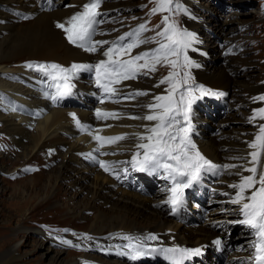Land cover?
Returning a JSON list of instances; mask_svg holds the SVG:
<instances>
[{"label":"bare ground","instance_id":"obj_1","mask_svg":"<svg viewBox=\"0 0 264 264\" xmlns=\"http://www.w3.org/2000/svg\"><path fill=\"white\" fill-rule=\"evenodd\" d=\"M80 1L82 0H70V2L63 7L65 4L64 1L57 0L55 6L51 10L46 11L39 6V0H0L1 3L7 4L4 5L3 10L0 9L4 13L0 16V38L2 39V42H0V130H2V134L6 135L3 136L7 141H9L7 137L10 138L11 141L9 145L12 148L17 150L19 147L20 152L22 151V154L19 155L18 158L22 157V159H24L28 157L31 152L37 151L40 147L49 151L51 159H56L57 157L62 158L61 155H65L64 162L61 163L60 167L63 170H52L49 173L47 181L44 183L46 194L42 195L41 190L37 192L35 190L36 184L32 183L33 180L30 179V183H32V194L28 196H21L18 195V193L14 194L11 196V202L17 207H22L21 209L23 210H25V208L28 209L29 206H33L37 200H39L41 204H45L50 201V198L55 196L50 190L57 188L59 191H63V193L65 190V195L70 196V200L74 201V207H70L71 212L74 211L72 213L81 215L80 213L82 210H90L94 214V217L91 219L92 224L89 228L90 230L83 231L84 233L74 232L67 228L60 230V232L53 236L52 234L43 232L42 236L44 235V240L47 243L41 242L40 244L44 252L38 264H148L145 257L134 262L125 256L118 257L112 253L115 249L110 250L109 248H117L119 243H122L121 241H125L122 239L125 235L144 237L147 234H156L159 236L158 241H145L152 245L162 243L181 245L187 243L188 246H191L192 244L198 245L207 242L219 232V229L214 228L213 223L228 224L230 221L239 218L235 213L223 211V209L229 207L226 202L214 206L208 214L210 221L199 222L197 227L177 222L171 217L166 208L159 203V201L164 198L159 191L157 192V197H159L157 202L152 203L151 200L145 199V194H137L138 192L136 191L121 187L114 179L102 173L94 166L90 168L91 165L86 163L93 159L92 153L95 148L93 134L90 132L84 135H77L76 131L72 128L68 109L80 110L82 116L89 117L90 112L86 110L88 105L87 101H77V104L82 106L80 109H78L79 107H77V105L66 108H54L45 99L43 93L26 86V82L30 81V76L33 75L31 69L26 67V64L30 61L28 59L30 58L33 60H55L67 66L73 62H88L93 59L91 53L70 44L66 39L64 31L56 27V23L58 21L63 23L64 18H59V15L55 12L60 9L65 10L69 8L79 12L82 10V6L86 0H83V4H80ZM185 1L188 3V0ZM195 1H197L198 4L190 5L193 8V12L185 22L183 20V24L190 33L195 35V40L192 43L200 45L199 49L202 51V54H207L206 52L209 53V56L206 58L205 55L203 59L206 65L195 72L196 78L204 83H211L213 85L211 87L215 89L230 90L232 93V80L229 79L225 69H219L220 67L216 68L218 64H216L213 59L215 56H221L220 66L224 67L228 65L229 61H227V59L229 60L231 56L225 55L221 51L214 55L210 54L212 50L207 43V39H212L213 42L215 41L213 49L215 48L216 51H218L221 47H226L232 43L226 42L222 37L223 35L231 34L232 31L226 33L225 28L221 30L219 27L217 29L221 34L214 37L207 28L209 23L204 15L205 12L201 10V2L199 0ZM105 5L106 4H104L103 7ZM195 5L196 7H194ZM11 9L30 13L34 17L31 20L21 22ZM198 11L200 13H198ZM63 15L64 14L61 16ZM35 19L37 20L34 25L23 27L24 29L19 27L21 24H27L28 26L32 24ZM196 19L201 20V22H197ZM51 20H53V23H51ZM52 24L58 30H53ZM16 25H18V28ZM200 25L203 27L204 32L202 33L198 32V27ZM216 25L220 26L221 23L216 22ZM94 57L99 59L104 58L102 53ZM18 58L28 59H22L15 68L10 67L9 69L8 65L10 62L13 63V61ZM202 58L203 55L198 57L197 60L200 61ZM12 66H14V64ZM205 79H207L206 82ZM137 83L138 81H127L126 88L120 91V93H131L141 89L145 91L146 86H138ZM85 86L88 87L87 84ZM85 86L83 85L82 87L85 88ZM257 86L260 90L258 89L256 93L252 94L248 92L249 95H252L251 98L258 97L259 94L264 93V84ZM153 87H155V85H153ZM160 88V86L155 87L154 90L158 91ZM163 92L164 91L161 93ZM161 93H159V95H161ZM244 94L247 96L246 93ZM143 97L144 96H137L135 99H125L122 102L114 104L102 103L98 106L102 111L115 112L120 116L119 119H101L97 123V133L100 136L115 137L127 134L126 139L119 140L115 143L109 144L104 142V148L112 149L116 152L114 156L107 157L108 159L117 160L119 162L130 161V153L137 149L135 145L140 142L134 134L145 132L142 125L152 126L154 123L128 118L129 116H143L148 112L143 105L153 102V97L149 95L142 100ZM229 99L230 109L225 113L226 115H223L224 117L222 116L223 118L220 117L212 122L211 119L206 120L203 117L201 118L203 122H207V124L211 125L212 129L202 130L198 142V149L210 160L224 162L225 164L243 163V161L233 160L231 158L246 156L248 152L252 151L245 142L252 141L254 136L245 135L248 130L242 129V127L232 132L224 129L219 130L214 127L217 121L225 119L232 110V99ZM11 100L13 101L10 102ZM252 100L238 103L237 105V108L247 111L245 115L246 124L248 122L247 116L251 113V108L249 106H254L253 109H255L257 107L259 108V106L264 103ZM21 103L31 108L39 109L41 116H28L18 111L17 109H19ZM234 115V113L229 114L228 119L223 121V123L230 121V118H234ZM257 119L261 120L258 116ZM233 120L235 122H241L236 118ZM248 126L251 127L249 123ZM27 139L29 140L28 145L25 144ZM89 153L91 156L88 155ZM1 158L2 156H0V173H8L9 171H7L8 169L6 168L7 164L5 165L2 163ZM30 160L31 159L22 161V166L16 167L13 174H17L21 170H28V163ZM261 164L264 165V156L261 157ZM236 171H238V169L227 170V174L223 178L226 184L223 186L221 184L218 185L219 187L222 186L221 188H223L225 192L233 193L234 190L229 188L228 185L238 182L239 177L230 174ZM88 172H90L89 175L86 174ZM244 175H248V173H244ZM37 176L34 175V177ZM76 177L80 178L78 179ZM64 184L66 185L64 186ZM71 188H76L73 195L67 193L71 192ZM80 188L82 191H77ZM84 192L87 193V196L83 195ZM114 197H116L115 200ZM27 198L28 201L25 200ZM153 198L154 197H152V199ZM223 198L224 200L226 198L230 199L229 196ZM17 199L18 201H16ZM168 214L171 219L168 217ZM140 217H143V219H140ZM207 223H209L210 227ZM19 231H22L20 233L24 234V232H28V229H26L24 225H20ZM233 232L234 230L232 233ZM102 235H106V237L101 238ZM89 237L91 239H89ZM17 240L19 241L20 238L17 237ZM64 241H71V244H75L79 247V251L81 252L75 255L77 258L71 257L67 258L65 261L62 257V251L65 252L64 249L66 247L60 249L58 252L51 248L52 245L47 247V244L57 243L62 244V246L69 245L64 243ZM240 242L241 240L239 243ZM22 246L25 247V244L21 242L14 246L12 251L1 255L0 264H18L23 260L22 258L28 253L22 252ZM242 248L243 250L241 252H238V248H236L235 252L230 254V258L248 255L250 253L251 248L247 242L243 243ZM51 254L52 256L49 262L43 261L44 257H48ZM99 255L107 257L110 261L105 260ZM161 258H165V256L157 253L150 259L157 260Z\"/></svg>","mask_w":264,"mask_h":264},{"label":"snow or ice","instance_id":"obj_2","mask_svg":"<svg viewBox=\"0 0 264 264\" xmlns=\"http://www.w3.org/2000/svg\"><path fill=\"white\" fill-rule=\"evenodd\" d=\"M102 2L103 0H89L82 6V10L71 16L66 23H56V27L64 31L70 44L89 53H95L99 50L97 45L102 46L109 43L91 39L95 34V26L103 23V20L98 19L103 15L98 11ZM155 2L156 7L151 9L152 14L174 10L186 11L175 0H155ZM162 23L165 27L156 33V36L163 37V40L158 42L159 47L136 56H131V50L145 42L141 41L139 36L141 32L148 30L146 24H140L133 32L126 33L119 37L118 41L112 42L111 46L102 53L106 59H102L96 64L73 63L70 67L65 68L56 63L29 62L26 67L41 72L46 80L53 82L50 87L55 89V94L44 93L53 102L71 94L74 85L70 81L81 71L93 73L96 86L103 89L105 95L111 99L118 94V89L114 85L136 79L139 75L155 72L157 65L163 64L166 67H171L173 71L155 85V87H159L162 84H167L168 87L164 90V94L153 96V102L143 105L148 110L145 115L128 117L129 119L154 122L152 126L142 125L145 129L144 133L134 134L140 141L135 147L142 151H136L130 161L119 163H128L135 170L161 175L163 179L169 181L170 186L166 191L170 195L163 203L170 206V214L173 215L177 213L183 203L185 190L199 184L204 174L219 175L222 174V170L238 169L235 173H230L239 177L238 182L228 185L234 192H225L222 195L230 197L227 203L239 206L240 218L230 221V223L244 226L250 230L253 236L249 242L253 254L249 257L248 264H264V165L261 164V157L264 156V124L259 125L258 133L254 135L252 141L245 142L252 151L248 152L246 156L231 158L243 161V163L218 165L207 159L198 150L192 139L194 129L192 105L198 98L219 97L225 93L206 89L202 85L190 86L189 80L192 79L190 73L184 71L181 76V73L176 71L178 67L187 69L198 66L187 55V50L195 40V35L187 30H180L173 23H169L168 15L163 17ZM132 36L137 39L130 43H120L126 37ZM125 56L129 58L123 59ZM141 61L143 63H140ZM196 92L199 93V97L195 95ZM147 95L149 93L146 91L136 90L122 98L135 99L137 96ZM252 99L264 102V94ZM104 102V99L100 100V103ZM69 115L79 124L75 113ZM96 115L105 120L120 118L118 113L102 111L99 108L96 109ZM257 116L264 120V107L254 109V115L249 117V120H254ZM94 138L101 141V147H103L104 142L115 143L126 139L127 134L115 137H102L97 134ZM88 155L91 156L90 153ZM98 163L105 172L110 171L105 161L101 160ZM123 171L127 172V169H123ZM244 173H248V175H244ZM89 239L91 238L89 237ZM122 239L128 241L123 245L127 251H119L117 255L128 257L134 262L159 253L170 260L172 264H183L186 258L201 253V248L154 247L145 243V241H158L159 236L156 234H147L144 237L125 235ZM64 243L71 245L72 242L64 241ZM214 243L219 245L221 241L217 239Z\"/></svg>","mask_w":264,"mask_h":264},{"label":"rangeland","instance_id":"obj_3","mask_svg":"<svg viewBox=\"0 0 264 264\" xmlns=\"http://www.w3.org/2000/svg\"><path fill=\"white\" fill-rule=\"evenodd\" d=\"M63 1L65 3L63 7H65L66 4L70 2V0ZM199 1L201 2V10L205 12L204 15L209 23L207 28L210 30L214 37L221 34V32L217 29L219 27L221 28V30L225 28L226 33L232 31L231 34L222 36L226 42L232 43L226 47H221L218 51H216L215 48L213 49V47L215 46V41L213 42L212 39H207V43L210 49L213 51H211L210 54L214 55L215 53H220L221 51L223 54L225 53V55L231 56L229 60L227 59V61H229L228 65L224 67L220 66L222 57L215 56L213 59L215 60L216 64H218V66L212 67H220L219 69H225L229 79L232 80L231 87L233 88V92L231 93V91L229 90V98L232 99L233 108L229 112V114L234 113V118L241 122H235L233 120L234 118H230V121L223 123V121L228 119V114L225 119L217 121L214 127L219 130L224 129L229 132L242 127V129L248 130L245 135L254 136L256 132L255 130H253V128H256L257 124H254L253 127L249 122H247L246 124L245 115L247 114V111L241 108H237V105L238 103H244L248 100H252V95H249L248 92H251L252 94L256 93L259 89L257 85L264 84V0ZM104 2V4L106 5L104 7L102 6V8H99V10L104 13V15L102 16L104 18L101 25V30H103L101 39L103 41H109L113 37L123 33L133 26L138 27L140 24H146L148 30L145 31V33L141 36V41L145 42L141 43L140 46H145L150 49H157L159 47L158 42L163 40V37L156 36V33L157 31H161L165 27V25L162 23L163 17L165 15L169 16V23H173L180 30H187L184 27L183 20L185 22V20L190 16L189 6L198 4V2L195 0H188L189 4L185 0H175V2L179 3V5H181V8L186 9V11L174 10L172 12H159L156 14H152L151 9L153 7H156L155 0H105ZM79 3L83 4V0ZM4 5L7 4L0 2V9L3 10ZM194 7H196V5ZM55 13L59 15V18H64L63 23H66L69 18L76 13V10L71 8L65 10L60 9ZM198 13L200 12L198 11ZM2 14L4 13L0 10V16H2ZM62 14L64 15L61 16ZM17 17L21 22L28 21L23 20L22 17ZM36 20L37 19H35L33 23L28 26L27 24H21L19 27H22L21 29H24L23 27L32 26L35 24ZM196 21L201 22V20L199 19H196ZM216 22H220L221 25H216ZM51 23H53V20H51ZM16 26L18 28V25ZM52 28L55 31L58 30L53 24ZM198 28V32H204L201 25ZM105 37H109V39L105 40ZM0 42H2V39L0 40ZM22 59L28 58L15 59L13 63L10 62V66L8 65L9 69L10 67L15 68L18 65V62H20ZM28 60L33 59L30 58ZM141 63H143V61H141ZM13 64L14 66H12ZM171 71H173L171 67H166L163 64L157 65V69L155 72H151L148 75H140L135 81H138V86H146L145 91L153 97L155 95H159V93L167 89L168 85L162 84L160 85V90L155 91V87H153V85H156L163 77L168 76ZM176 71L180 72L181 76L183 75L184 71H188L192 77V79L189 80L190 83L197 80L196 73L191 68L183 69L178 67ZM206 80L207 79H205V82ZM206 83L209 86H213L209 82ZM244 93H246L247 96H245ZM162 94H164V92ZM262 94H259L258 96ZM147 96H144L142 100ZM249 107L253 109L254 106ZM249 115L247 116V120L249 118ZM205 119L207 120L208 118ZM212 121L213 120H211V122ZM248 123L251 125V127L248 126ZM3 135L4 134H2V130H0V156H2L1 162L5 165L7 164L6 168L9 172L0 173V256L12 251L14 249V246L22 242L23 244H25V247L22 246L21 250L22 252H27L28 254L25 255V257L22 258L23 260H21L18 264H38L40 262V257L44 252V249L40 247V244L41 242L47 243L44 240V235L42 236L43 232L52 234L53 236L60 232V230L67 228L74 232L84 233L83 231L90 230L89 228L92 224L91 219L94 217V214L90 210H82V212L80 213L81 215L72 213L74 212H71V208L74 207V201L70 200V196L65 195V190L63 193V191H59V189L57 188H53L50 190L55 196L53 198H50V201L46 202L45 204H41V202L37 200L33 206H29L28 209L25 208V210L21 209L22 207L13 205V203L11 202V196L17 193L21 196H28L29 194L31 195L33 192L31 189L32 183L36 184L35 190L37 192L41 190L42 195L46 194L44 183L47 181L49 173L52 170H63L60 167L61 163L64 162L65 155H61L62 158L57 157L56 159H51L49 151L40 147L37 149V151L31 152L28 157H23L24 159H22V157L18 158L19 155L22 154V151L20 152L19 147L17 150L12 148L9 145V142L11 141L10 138L7 137V139H9V141H7L4 138V136L6 135ZM28 143L29 140L27 139L25 144L28 145ZM61 150L65 151L64 149ZM28 158L32 160H30V162L28 163V170H21L17 174H13L15 168L21 167L22 161H28ZM86 163L89 164V161H87ZM90 168L93 167L91 166ZM86 174L89 175L90 172ZM34 175L39 176L34 177ZM76 178L79 179L80 177ZM30 179L33 180L32 183H30ZM65 185L66 184H64V186ZM75 189L76 188H71V192L67 193L69 195H73ZM77 191L81 192L82 189L80 188ZM136 192H138L137 194L141 193L139 191ZM83 195L87 196V193L84 192ZM152 197L153 195H146L145 199L151 200L152 203L157 202V199L159 198L157 197V193H155L153 199ZM115 199L116 197H114V200ZM25 200L28 201V198ZM16 201H18V199ZM168 217L170 218L169 214ZM140 219H143V217H140ZM207 224L209 225V223ZM20 225H24L25 228L28 229V232H24V234L20 233L22 232L19 231ZM193 226L197 227V225ZM233 234H236V231H234ZM17 237L20 238L19 241L17 240ZM48 246H51V248H53L56 252L66 247L64 249L65 252L62 251V257L65 261L67 258H77V256L75 255H78L81 252L79 250H76L77 246L74 244L62 246V244L57 243L47 244V247ZM70 253L72 256L70 255ZM51 256L52 254L48 257H44L43 261L49 262ZM102 258L110 261V259H108L107 257Z\"/></svg>","mask_w":264,"mask_h":264}]
</instances>
